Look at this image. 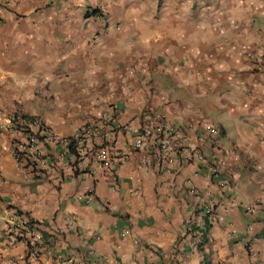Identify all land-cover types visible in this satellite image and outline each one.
Returning <instances> with one entry per match:
<instances>
[{
  "label": "clouds",
  "instance_id": "clouds-1",
  "mask_svg": "<svg viewBox=\"0 0 264 264\" xmlns=\"http://www.w3.org/2000/svg\"><path fill=\"white\" fill-rule=\"evenodd\" d=\"M61 24L76 35L74 20ZM148 24L162 33L152 39L151 46L145 44L143 30L130 21L113 27L99 41L81 36L95 45L84 54L52 53L24 68L0 62L8 69L0 80V100L34 103L39 121L63 113L61 101L71 104L100 91L107 94L113 85L117 96L127 101L134 103V95H141L145 111L151 112L144 123L163 141L159 151L153 142L152 151L164 170L154 169L148 161L149 149L140 137L133 141L143 146L144 163L137 167L142 175L145 168L149 174L157 172L155 204L149 201V205L169 221L165 230L176 235L177 250L184 246L178 264H194V260L195 264H264V104L254 106L255 96L248 94L254 89L256 95H264V82L254 80L256 73L250 68L243 79L234 81L236 91L225 93L229 102L221 103L220 96L213 94L211 81L198 80L193 86L184 85L180 78L181 72L187 75L205 67L206 53L219 45L248 55L264 48V0H160ZM97 63L104 67L90 76L89 68ZM130 72L134 75L129 76ZM29 91L34 93L31 98L26 95ZM165 93L167 100L163 99ZM181 97L187 99L183 108ZM190 103L193 107L187 110ZM22 104H17V110ZM136 114L143 115L139 107ZM163 128L172 135L164 137ZM161 180L166 188L159 186ZM123 215L127 217V211ZM140 219L143 226L154 227L146 212ZM221 232L226 234L227 244ZM111 235L115 239L103 249L108 264H145L146 257L151 264L154 260L147 248L155 249V245H147L135 223L130 230L116 226ZM240 241L245 242L243 248L237 246ZM225 247L229 252L221 259L219 250ZM236 253L245 258L243 262Z\"/></svg>",
  "mask_w": 264,
  "mask_h": 264
},
{
  "label": "crops",
  "instance_id": "crops-1",
  "mask_svg": "<svg viewBox=\"0 0 264 264\" xmlns=\"http://www.w3.org/2000/svg\"><path fill=\"white\" fill-rule=\"evenodd\" d=\"M159 6L160 0H0V62L12 68H24L27 63L34 64L38 58L52 53L84 54L95 45L81 40V36L99 41L113 27L130 21L143 30V40L151 46L153 38L162 36L159 28H152L148 24ZM97 8L98 11L94 13ZM66 19L75 21L76 35L61 24ZM180 35H183L182 31ZM127 47L130 49L131 45ZM199 51L196 49L197 54ZM106 54L113 55L112 52ZM206 56L208 62L205 67L187 75L181 72L180 78L184 85L193 86L198 80L211 81L213 94L220 96L221 103L229 102L225 93L235 92L234 81L237 77L243 79L250 68L256 73L253 79L264 82V68H261L264 66V48H260L259 52L253 49L248 55L243 52L235 54L233 48L226 50L219 45L211 48ZM247 60L253 62L248 63ZM188 63L193 64L192 61ZM102 67L104 65L94 64L88 70L90 76ZM179 68L180 65H177ZM7 75L8 69L0 64V80ZM132 75L134 73L130 72L129 76ZM20 83L24 84L25 81ZM89 83L95 84L96 81L90 80ZM207 92L208 89L204 88L203 93ZM248 94L255 96L252 101L254 106L264 104V95H256L254 89H249ZM26 95L31 98L34 93L29 91ZM163 99H168L166 93ZM133 100L134 103L117 96L113 85V91L107 94L100 91L88 99L72 101L71 104L61 101L65 111L55 118L50 116L42 121L53 127L60 136L74 134L105 110L116 113L120 123L138 125L142 115L136 114V108L139 107L141 113L145 109L141 95H134ZM18 103L22 104L14 100L7 103L0 100V121L5 119L7 113L16 111ZM186 105L187 99L181 97L180 107ZM192 107L190 103L187 110ZM20 110L33 116L38 112L34 103L22 104ZM14 137L0 133V264H108L103 249L107 242L115 239L111 232L119 225L130 230L132 223L136 224L139 235L145 238L147 245H155V249L147 248L148 256L154 257L151 264H178V256L184 251V246L177 250L176 235L165 230L169 221L163 219L158 209L149 205V201L155 204L153 197L154 189L158 186L157 172L152 170L149 174V169L145 168L144 174H141L137 164L144 163L143 150L134 148L132 133L123 132L117 137L114 150L127 159L115 169H107L92 160L90 166L87 162L77 164L70 161L68 156L60 155V145L43 141L41 144L55 167L42 177H37L31 168L26 169L17 160L13 151ZM148 149V161L154 169L163 171L164 168L157 165V158H153L152 146ZM113 174H116V180ZM159 186L167 187L162 180ZM89 188L93 189L95 195L91 203L85 197ZM125 211L127 217L123 215ZM144 212L152 218L154 227L143 226L140 217ZM15 216L23 220L21 225L14 224ZM32 231L38 235L35 240L40 249L39 257L29 255L28 242ZM153 231L155 235H150ZM220 235L225 236L224 242L227 244L226 234L221 232ZM244 243L240 241L237 246L243 248ZM188 251L191 252L192 248L189 247ZM228 252L227 247L220 249L221 259H225ZM236 256L241 262L245 259L239 253ZM145 264H149L147 257Z\"/></svg>",
  "mask_w": 264,
  "mask_h": 264
},
{
  "label": "built area",
  "instance_id": "built-area-1",
  "mask_svg": "<svg viewBox=\"0 0 264 264\" xmlns=\"http://www.w3.org/2000/svg\"><path fill=\"white\" fill-rule=\"evenodd\" d=\"M1 18L0 12V20ZM149 117H151V112L144 111L141 123L133 127L130 123H120L116 113L105 110L74 134L60 136L53 127L45 124L42 120L38 121L35 116L16 110L7 113L5 119L0 121V133H8L15 136L13 151L17 160L19 161L20 157H27L31 170L37 177H42L52 172L55 167L54 162L49 159L48 153L41 144L43 141L60 145L62 148L60 155L63 157L68 156L70 161L73 160L77 164L87 162L89 166L92 161H95L107 169H115L116 166H119L127 159L125 155H118L114 150L117 137L123 132L132 133L133 141L140 137L147 148L150 146L153 148L154 142L156 145L155 150L159 151L163 141L159 138V133L146 127L144 121ZM206 126L211 127V125ZM162 132L164 137L172 135L168 128H163ZM150 136L152 137V142L149 141ZM89 145L91 146L89 147ZM133 146L137 150H143L141 145L133 144ZM157 165L163 168L159 158H157ZM112 177L114 180L117 178L116 174H113ZM85 197L89 203L94 201L95 195L92 188H89ZM221 219H225V217L222 216ZM13 222L16 226H19L23 220L15 216ZM32 232L28 242L29 255L31 257H39L40 249L35 240L38 235L36 232Z\"/></svg>",
  "mask_w": 264,
  "mask_h": 264
},
{
  "label": "trees",
  "instance_id": "trees-1",
  "mask_svg": "<svg viewBox=\"0 0 264 264\" xmlns=\"http://www.w3.org/2000/svg\"><path fill=\"white\" fill-rule=\"evenodd\" d=\"M97 11H98V8L95 9L94 13H96ZM19 161H20V163H22L24 165V167L26 169L30 168V163L27 161V157H20Z\"/></svg>",
  "mask_w": 264,
  "mask_h": 264
}]
</instances>
